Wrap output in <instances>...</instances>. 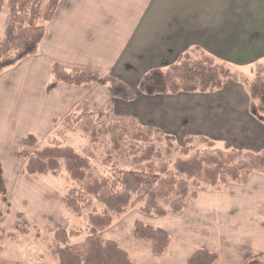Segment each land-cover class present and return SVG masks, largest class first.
Returning <instances> with one entry per match:
<instances>
[{
    "label": "crops",
    "instance_id": "1",
    "mask_svg": "<svg viewBox=\"0 0 264 264\" xmlns=\"http://www.w3.org/2000/svg\"><path fill=\"white\" fill-rule=\"evenodd\" d=\"M45 28L35 54L0 71V163L7 190L25 176L20 174L25 159L19 156L25 136L48 134L55 119L80 103L99 113L111 99L96 82L60 83L48 92L55 63L113 76L137 90L146 72L170 66L195 46L244 68L264 62V0H59ZM233 84L208 93L138 92L132 101L112 99L113 111L169 134L262 150L264 129L257 127L262 123L251 115L245 89ZM142 220L170 234L164 254L156 255L133 229L128 238L104 237L116 241L135 264H188L200 248L215 252L216 264H264V175L227 183L221 191H201L183 212ZM42 248L59 258L56 248Z\"/></svg>",
    "mask_w": 264,
    "mask_h": 264
},
{
    "label": "trees",
    "instance_id": "2",
    "mask_svg": "<svg viewBox=\"0 0 264 264\" xmlns=\"http://www.w3.org/2000/svg\"><path fill=\"white\" fill-rule=\"evenodd\" d=\"M6 1L0 0V14ZM8 2L10 11L4 37L0 40V71L37 52L45 36V23L52 18L59 0ZM255 66V76L249 79L233 71L225 61L219 62L214 55L195 46L170 66L146 72L137 90L116 77H100L85 70L66 69L58 63L52 66V79L46 88L51 92L60 83L83 85L96 82L104 85L112 98L132 101L138 92L146 95L214 92L223 89L231 78L245 84L250 98L249 111L264 125V62H257ZM79 110L82 112L78 120L84 119L83 129L95 141L111 136L113 145L108 160L112 156L118 158V163L114 161V166H117L114 177L94 174L89 158L71 146L57 142L37 149L38 137L34 134L25 136L19 149V156L26 160L25 172L42 176L47 172L56 173L64 165L71 180L82 184L70 189L62 202L65 208L78 216H87L89 234L72 243V237L80 236L81 230L68 231L61 227L54 233L60 245L56 250L60 264H135L116 241L101 236L115 217L139 204L147 214L162 216L168 211L181 212L188 200L197 196L198 189L210 187L221 191L227 183L245 184L254 173L264 175V149H240L231 143L217 146L206 136H187V145L176 147L173 143L175 136L153 126L142 125L136 117L112 118V101L99 114L91 111L86 102L80 103L65 120L73 118ZM164 140L167 141L168 152L171 146L185 155L194 150L190 156L175 161L174 169L179 175L161 159L159 143ZM124 156L131 159V168L118 165L120 157ZM6 192L4 169L0 163V195ZM94 204H100L104 209L99 211ZM134 230L140 239L151 245L156 255L166 252L171 237L165 229L137 221ZM217 258L215 252L200 248L191 255L188 264H216ZM250 263L262 264L261 261Z\"/></svg>",
    "mask_w": 264,
    "mask_h": 264
},
{
    "label": "rangeland",
    "instance_id": "3",
    "mask_svg": "<svg viewBox=\"0 0 264 264\" xmlns=\"http://www.w3.org/2000/svg\"><path fill=\"white\" fill-rule=\"evenodd\" d=\"M9 11L10 5L7 0L5 2L3 12L0 14V40L4 37V26ZM216 58L219 62L224 61L218 57ZM226 63L229 64V67L233 71L239 74H244L245 76H248L249 79H253L255 76L256 63L248 66L247 68L231 64L230 62ZM235 82L238 83L237 86L239 88L242 87L243 89H245V92L242 88L240 89L243 91V96H248L249 94L247 88L245 84H243V82L235 81L230 78L227 80L226 84L229 83L228 88H230V86L235 85L233 84ZM112 99L115 98L111 97L110 101L113 102ZM109 102L107 103V105L109 104ZM240 104L242 105V103ZM81 112V110L76 111L73 118L69 119L68 121L65 120L66 116L63 118L55 119L53 121V127L51 131L46 135L38 137V143L35 147L37 149L43 148L57 142H60L63 146H71L79 153L89 158L90 162L92 163L91 170L94 174L100 177H112L116 174L117 166H114V161L118 163V158L116 156H112V159L110 161L108 160V158L111 157L110 151H112L111 148L113 145L111 136H103L100 140L95 141L92 136L89 133L85 132V130L83 129L82 121L84 119L78 120V115ZM123 116L131 115H116L114 111L111 114L112 118H119ZM139 123L141 122L139 121ZM141 124L145 126H153L161 130L165 134L175 136L176 139L173 143L176 147L187 145V136H201L190 134L174 135L165 132L157 126L144 123ZM261 125L262 124L259 123L257 124V127L262 130L264 129V127ZM153 137H156V134H153ZM216 145L223 146L224 143H216ZM159 146L162 147L161 159L164 160L168 164L169 169L173 171H175L174 163L178 158L188 157L193 154L194 151H190L187 153V155H185L180 150H176L173 148V146H171L170 149L173 148V150L170 151L169 149L168 152L166 150V148H168V144L165 140L162 143H159ZM201 147L203 146H200L199 148ZM130 161L131 159H128L125 156L122 158L120 157V162L118 165L126 168H131V166L133 165L130 163ZM20 174L25 176L24 178H20L19 180H17L14 176L15 173L12 170V176L15 178V180H13V182L11 183V189L7 190L5 195H0V264H59L60 259L57 256L56 258H51L47 254L46 249L42 248V246H48L49 248H51V250H53V252L55 248V250H57V247H59L60 245H58V241L55 239L54 233L61 227L67 229L68 231H82V234L80 236L72 237V243L79 242L89 234L87 216H78L72 210L65 208L62 202L64 195L70 189L75 187L78 188L82 186V184L77 181L71 180V178L69 177V172L64 165L56 173L47 172L42 176L27 173L24 170ZM6 186L8 187L7 184ZM201 191L216 192L215 189L210 187H207L204 190L198 189V193ZM140 205L141 204L137 205L134 208H130L124 214L115 217L111 226L105 231L101 232V236L104 238L107 235L106 233H110L109 235H116L118 236V238H123L124 236L128 238L127 236L129 235L127 234L132 231V229L135 233L134 228L137 221L145 223L144 220H142L144 219V216H147L148 218L152 217V219H159L166 216L168 212H171L168 211L165 215L162 216L157 214H147L140 209ZM94 206L99 211L104 209L100 204H94ZM185 209L183 211H185ZM52 211L56 213V217Z\"/></svg>",
    "mask_w": 264,
    "mask_h": 264
}]
</instances>
